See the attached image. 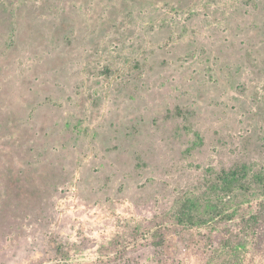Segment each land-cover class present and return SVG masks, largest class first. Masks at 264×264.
Returning a JSON list of instances; mask_svg holds the SVG:
<instances>
[{
  "label": "rangeland",
  "instance_id": "obj_1",
  "mask_svg": "<svg viewBox=\"0 0 264 264\" xmlns=\"http://www.w3.org/2000/svg\"><path fill=\"white\" fill-rule=\"evenodd\" d=\"M259 173L264 0H0V264H264Z\"/></svg>",
  "mask_w": 264,
  "mask_h": 264
},
{
  "label": "trees",
  "instance_id": "obj_2",
  "mask_svg": "<svg viewBox=\"0 0 264 264\" xmlns=\"http://www.w3.org/2000/svg\"><path fill=\"white\" fill-rule=\"evenodd\" d=\"M242 172L240 174V172H238L237 170H233V171H222L219 175H218V181H220L221 186H223V189L226 190L227 192H231L237 185V183L240 182V180H244L248 177L249 174V170L246 167H242ZM253 182L255 184H257L259 187H262L264 189V175L262 174H255L253 176ZM189 222L190 220H193V217H189ZM181 220L179 219V222ZM153 239L155 240V245L161 248H169L173 242L171 240L168 239H164L163 238V232H159V234H155L153 236ZM167 243H169L167 245Z\"/></svg>",
  "mask_w": 264,
  "mask_h": 264
}]
</instances>
